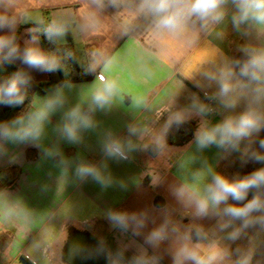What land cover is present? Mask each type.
Segmentation results:
<instances>
[{
	"label": "crops",
	"instance_id": "obj_1",
	"mask_svg": "<svg viewBox=\"0 0 264 264\" xmlns=\"http://www.w3.org/2000/svg\"><path fill=\"white\" fill-rule=\"evenodd\" d=\"M6 7L15 20L9 34H18L21 49L35 36L36 46L44 51L39 26L62 23L77 47L79 63L89 61L93 79L36 91L16 113L0 105L3 122L38 106L58 89L65 98L63 110L45 124L39 145H8L0 156V264H80L70 257L77 238L92 246L95 264H133L142 252L149 264H173L172 256L181 245L201 257L226 250L227 255L214 264H234L235 250L246 248L248 239L232 242L226 239L230 229H220L218 215H197L196 193L210 182L212 173L243 177L259 166L242 152L215 145L200 149L195 134L204 123L214 125L238 114L244 103L229 111L216 100L217 113L193 114L182 127L173 118L194 98L208 105L206 96L217 88L209 86L206 74L220 63L221 55L240 58L242 44L258 43L255 33L236 32L226 19L207 29L197 22L183 34H157L148 20L134 18L112 0H103L102 5L96 0H12L10 5L0 4V11ZM7 31L0 29V34ZM13 65L28 72L34 82L48 80V72L29 69L18 60ZM12 73L7 64L0 66V80ZM105 85L113 90L111 103L91 112L94 129L82 132L77 144L62 139L55 129L63 112L77 104L87 111L93 92ZM109 135L132 145L126 158L105 154L103 142ZM53 149L59 154L49 157L47 151ZM62 159L68 162L66 168ZM80 162L99 167L107 182L77 178ZM115 211L130 218L126 229L109 218ZM161 227L168 238L157 247L147 244L151 232ZM248 236L255 232L249 230ZM259 241L253 264H264V235Z\"/></svg>",
	"mask_w": 264,
	"mask_h": 264
},
{
	"label": "clouds",
	"instance_id": "obj_2",
	"mask_svg": "<svg viewBox=\"0 0 264 264\" xmlns=\"http://www.w3.org/2000/svg\"><path fill=\"white\" fill-rule=\"evenodd\" d=\"M96 2L103 4V0ZM112 2L118 7H126L134 18L148 20L157 34H183L197 22L207 29L223 24L226 19H230L236 32L243 35L255 33L258 43L242 44L238 49L242 54L240 58L221 55L220 63L206 74L209 86L214 84L217 88L213 95L207 96L208 99L218 100L221 107L229 111H234L243 102V110L214 125L204 123L195 134V142L200 149L215 145L225 151L242 152L247 160L264 164V138H260V133L264 132V0H131L130 5L126 0ZM11 3L12 0H0V4ZM14 27V17L8 14L6 7L0 11V29L8 30L0 34V66L18 60L29 69L49 73L60 70L59 60L36 46L35 36L31 44L21 49L14 34H9ZM43 35L49 41H58L65 35V26L53 21L43 29ZM30 80V74L23 70L0 80V105L10 108L23 105ZM112 91L110 85L94 91L87 111L80 104L64 111L55 131L68 143H79L81 133L95 127L91 112L108 106ZM64 105L63 92L58 89L31 110L0 122V156L6 153L8 145H39L45 124L51 115L63 110ZM210 111L208 105L194 98L192 104L177 113L173 121L180 125L193 114L203 117ZM129 131L135 134L134 129ZM157 144L162 145V140ZM131 147V144L126 145L111 135L103 142V150L109 157L126 158V150ZM58 154L54 149L47 151L49 157ZM60 164L66 168L68 162L62 159ZM75 175L79 179L91 177L101 184L107 182L101 169L89 162H80L75 167ZM250 193L251 199L248 198ZM195 210L199 216L218 215L221 218L220 229H230L226 239L236 242L247 238L248 246L235 250L234 264H253L259 237L264 235V167L243 177L228 178L212 173L210 182L196 193ZM109 218L123 229L129 225L130 218L125 212H112ZM249 230H253L255 236H248ZM195 235L199 238V231ZM167 238L166 230L161 227L151 232L146 243L157 247ZM225 255L226 250L218 249L208 257H201L195 249L181 245L173 254L172 261L173 264H214ZM133 264H149V258L142 252L134 258Z\"/></svg>",
	"mask_w": 264,
	"mask_h": 264
},
{
	"label": "trees",
	"instance_id": "obj_3",
	"mask_svg": "<svg viewBox=\"0 0 264 264\" xmlns=\"http://www.w3.org/2000/svg\"><path fill=\"white\" fill-rule=\"evenodd\" d=\"M40 28L42 25L39 26ZM69 34V41L66 43H59L58 41H49L44 35L43 30L39 33L42 47L46 53L54 55L60 62V70L56 72H48V80L46 82H34L32 79L29 82L27 90V98L24 104L13 108L16 113L21 110L32 100L33 94L36 91L45 92L52 86L62 85L65 82H81L93 79V74L89 67V61L82 64L78 61V50ZM18 35V34H17ZM17 35L15 38H17ZM70 62H75V65H71ZM13 72L22 70L17 68L13 64L5 62ZM67 64V65H66ZM25 71V70H23Z\"/></svg>",
	"mask_w": 264,
	"mask_h": 264
},
{
	"label": "flooded vegetation",
	"instance_id": "obj_4",
	"mask_svg": "<svg viewBox=\"0 0 264 264\" xmlns=\"http://www.w3.org/2000/svg\"><path fill=\"white\" fill-rule=\"evenodd\" d=\"M7 107V106H5ZM10 108V107H8ZM13 109V108H10ZM259 168L264 167V164L256 163ZM70 250V257L73 258L75 261L79 262L80 264H95L96 254L94 249L90 244H82L81 240L78 238L73 240L71 244Z\"/></svg>",
	"mask_w": 264,
	"mask_h": 264
},
{
	"label": "built area",
	"instance_id": "obj_5",
	"mask_svg": "<svg viewBox=\"0 0 264 264\" xmlns=\"http://www.w3.org/2000/svg\"><path fill=\"white\" fill-rule=\"evenodd\" d=\"M48 25L49 24H43L42 27H41V30H43ZM207 96H206V101L208 103V106L211 108V111L210 112L213 113V114L217 113L216 100L208 99Z\"/></svg>",
	"mask_w": 264,
	"mask_h": 264
},
{
	"label": "rangeland",
	"instance_id": "obj_6",
	"mask_svg": "<svg viewBox=\"0 0 264 264\" xmlns=\"http://www.w3.org/2000/svg\"><path fill=\"white\" fill-rule=\"evenodd\" d=\"M61 39H63L64 41H69V34H68V32H67V28L65 27V35L61 38ZM82 58H84V57H82ZM86 62V61H85ZM70 64L71 65H75V62H70ZM67 65V64H66ZM12 70V69H11ZM48 90V89H47ZM22 111V110H21ZM20 111V112H21ZM19 113V112H18Z\"/></svg>",
	"mask_w": 264,
	"mask_h": 264
},
{
	"label": "water",
	"instance_id": "obj_7",
	"mask_svg": "<svg viewBox=\"0 0 264 264\" xmlns=\"http://www.w3.org/2000/svg\"><path fill=\"white\" fill-rule=\"evenodd\" d=\"M27 90H28V89H27ZM179 127H182V124H180Z\"/></svg>",
	"mask_w": 264,
	"mask_h": 264
}]
</instances>
